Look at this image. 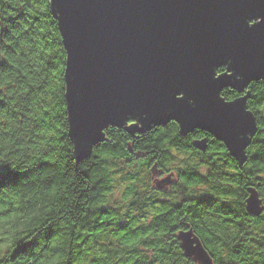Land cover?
<instances>
[{"label": "trees", "instance_id": "trees-1", "mask_svg": "<svg viewBox=\"0 0 264 264\" xmlns=\"http://www.w3.org/2000/svg\"><path fill=\"white\" fill-rule=\"evenodd\" d=\"M65 61L50 0H0V235L5 239L0 246H7L0 264H200L167 237L187 224L204 236L205 189L188 174L193 161L186 152L203 130L181 134L170 121L138 131L129 120L123 127L107 126L103 140L78 158L69 135ZM245 89L257 124L246 154L263 159H248L254 165L243 169L255 171L264 166V80ZM168 149L175 150L181 171L178 188L188 190L190 200L175 202L173 221L158 215V224L153 186L150 203L143 194L157 151L163 156ZM119 182L126 183L123 200L140 214L110 204ZM214 213L207 217L209 229ZM207 243L214 251L227 250V242Z\"/></svg>", "mask_w": 264, "mask_h": 264}, {"label": "water", "instance_id": "water-1", "mask_svg": "<svg viewBox=\"0 0 264 264\" xmlns=\"http://www.w3.org/2000/svg\"><path fill=\"white\" fill-rule=\"evenodd\" d=\"M50 7L66 51L65 102L78 158L107 126L134 118L138 131L170 121L181 134L201 129L244 160L256 119L246 94L225 100L221 91L242 93L264 80V30L246 34L236 23L247 11L264 13V0H50ZM218 63L237 69L221 85L210 77ZM193 145L205 150L206 140ZM246 208L258 210L254 193ZM180 240L186 256L211 264L191 232Z\"/></svg>", "mask_w": 264, "mask_h": 264}, {"label": "flooded vegetation", "instance_id": "flooded-vegetation-1", "mask_svg": "<svg viewBox=\"0 0 264 264\" xmlns=\"http://www.w3.org/2000/svg\"><path fill=\"white\" fill-rule=\"evenodd\" d=\"M221 69L223 70V66ZM236 93L237 96L246 94L250 97V92L246 89L242 93ZM221 96L225 100H232L235 98V90L230 92L223 89ZM201 138H205L206 148L198 153L199 150L193 142ZM189 144L192 148L186 152L193 163L189 165L188 174L199 179L202 189H205L200 212L204 236L198 237L192 225L187 224L185 228L173 230L167 239L171 244L178 241L181 247L180 234L189 231L202 242L211 258V264H264V166L255 171L243 169L254 165L249 163L248 159L263 157L245 154L244 160L241 161L230 154L221 140L206 131H203L200 138L193 137ZM174 151L168 149L167 155L161 156L158 150L152 165L153 204L156 211L154 214L158 224V215L167 214L168 222L173 221L169 216L175 215L174 209H171L175 202L190 200L189 191L178 188L182 178L181 171L177 169L173 159ZM252 193L256 195L258 210L249 211L246 204ZM213 204L215 208L212 207ZM209 207H212L210 211ZM209 212H215L210 215L215 222L210 224L212 229H209L207 224ZM208 241L227 242V250L222 246L214 251Z\"/></svg>", "mask_w": 264, "mask_h": 264}, {"label": "snow or ice", "instance_id": "snow-or-ice-1", "mask_svg": "<svg viewBox=\"0 0 264 264\" xmlns=\"http://www.w3.org/2000/svg\"><path fill=\"white\" fill-rule=\"evenodd\" d=\"M236 23L238 29L241 32L246 34H255L259 31L264 30V13H259L253 10L247 11L241 14ZM222 66L223 70H220ZM235 73H237V69L233 64L218 63L210 72V77L214 84L221 85L223 81L232 79ZM173 100L176 103L183 101L182 99L177 98L176 94H174ZM133 122H135L134 118ZM6 247V245L0 246V251H3V249Z\"/></svg>", "mask_w": 264, "mask_h": 264}, {"label": "rangeland", "instance_id": "rangeland-1", "mask_svg": "<svg viewBox=\"0 0 264 264\" xmlns=\"http://www.w3.org/2000/svg\"><path fill=\"white\" fill-rule=\"evenodd\" d=\"M151 177V175H150ZM146 183V181H145ZM126 186V183L125 182H119L115 185L114 189L111 190V193L109 194L108 198H109V201H110V204L113 205V203H116V204H119L120 207L124 209H126L125 211L128 213L129 211H132V208H130V206H127L129 204V202H125L123 200V193L125 191L124 187ZM152 182L150 180V183L149 185L147 186V190L144 192L143 196L145 197V202L147 203H150V201H152V197H151V189H152ZM143 203H139L138 206L140 207ZM130 205V204H129ZM127 207V208H126ZM123 212V211H121ZM133 213H136V215H138L139 213V210L137 208H134V211H132ZM140 214V213H139ZM144 214L145 216H147V213L145 212H141V215ZM142 218V217H141ZM143 221V220H142ZM100 241L99 243L102 244L104 243L102 240H98ZM0 242H5V239L3 236L0 235ZM97 247V245H93L91 251L94 250V248ZM4 251V250H3ZM2 252V251H0ZM3 253V252H2ZM0 253V254H2Z\"/></svg>", "mask_w": 264, "mask_h": 264}]
</instances>
